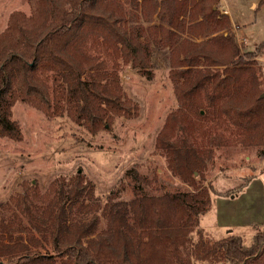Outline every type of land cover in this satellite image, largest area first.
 <instances>
[{
  "label": "trees",
  "instance_id": "obj_1",
  "mask_svg": "<svg viewBox=\"0 0 264 264\" xmlns=\"http://www.w3.org/2000/svg\"><path fill=\"white\" fill-rule=\"evenodd\" d=\"M220 1L35 0L31 16L10 17L0 34V137L23 139L12 119L17 102L90 133L109 130L116 116L134 111L122 68L148 70L155 50L167 51L179 104L155 148L187 188L152 195L134 187L127 201L117 187L103 204L78 174L44 194L10 197L0 203V264H264V229L247 244L234 233L212 241L200 227L213 193L238 195L255 176L216 191L205 177L213 161L205 124L264 146V66L245 60ZM96 212L102 230L100 217H89Z\"/></svg>",
  "mask_w": 264,
  "mask_h": 264
},
{
  "label": "rangeland",
  "instance_id": "obj_2",
  "mask_svg": "<svg viewBox=\"0 0 264 264\" xmlns=\"http://www.w3.org/2000/svg\"><path fill=\"white\" fill-rule=\"evenodd\" d=\"M34 4L35 0H0V34L18 11L31 16ZM220 4L221 9L230 12L231 31L245 60L255 59L264 66V48L258 49L264 43V0H221ZM247 52H255L253 58L246 56ZM154 53L148 70L132 62L122 68L124 97L134 111L131 118L116 116L109 130L90 133L67 116L49 118L38 108L17 102L12 119L20 124L23 139L18 142L0 137V203L24 193H30L31 198L44 194L53 182H69L78 174L93 186L103 204L117 187L121 188V200L127 201L133 198L134 187H142L152 195L186 189L187 185L172 174L166 157L155 148L161 130L179 103L170 75L169 53L157 49ZM205 128L209 139H215L206 144L209 151L213 150V161L205 177L217 192L234 191L244 185L247 176H255L238 195L213 193L200 227L212 241L234 233L249 244L253 235L264 229V159L260 157L264 146L251 139L239 143L230 131L213 122L205 124ZM198 137L201 139L203 134ZM100 213L89 217H100L102 230L105 218ZM6 216L12 223L10 213Z\"/></svg>",
  "mask_w": 264,
  "mask_h": 264
},
{
  "label": "crops",
  "instance_id": "obj_3",
  "mask_svg": "<svg viewBox=\"0 0 264 264\" xmlns=\"http://www.w3.org/2000/svg\"><path fill=\"white\" fill-rule=\"evenodd\" d=\"M221 7H222V5H221ZM221 11H222V12L226 11V14H228V15L230 16V12H229V10H226V9L224 8V9H221Z\"/></svg>",
  "mask_w": 264,
  "mask_h": 264
},
{
  "label": "built area",
  "instance_id": "obj_4",
  "mask_svg": "<svg viewBox=\"0 0 264 264\" xmlns=\"http://www.w3.org/2000/svg\"><path fill=\"white\" fill-rule=\"evenodd\" d=\"M223 13H226V11H224Z\"/></svg>",
  "mask_w": 264,
  "mask_h": 264
},
{
  "label": "water",
  "instance_id": "obj_5",
  "mask_svg": "<svg viewBox=\"0 0 264 264\" xmlns=\"http://www.w3.org/2000/svg\"><path fill=\"white\" fill-rule=\"evenodd\" d=\"M262 97H264V94L262 95Z\"/></svg>",
  "mask_w": 264,
  "mask_h": 264
}]
</instances>
